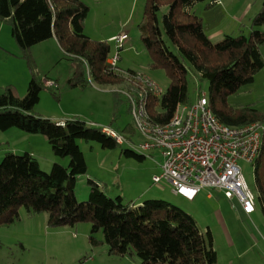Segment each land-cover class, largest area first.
<instances>
[{"label":"trees","instance_id":"1","mask_svg":"<svg viewBox=\"0 0 264 264\" xmlns=\"http://www.w3.org/2000/svg\"><path fill=\"white\" fill-rule=\"evenodd\" d=\"M203 0H148L144 19L139 26L142 42L152 59L151 67L164 69L170 85L161 98L151 97L148 113L154 123L168 124L179 104H193L189 99L188 75L196 74L209 83V105L218 120L239 127L264 124V112L252 106L235 108L228 103L231 95L255 82L264 68L261 47L264 45V2L252 20L250 36H226L213 43L204 24L192 8ZM167 7V12H161ZM90 8L82 0H0V20L12 25V37L29 64L31 80L27 93L20 98L13 86L0 93V130L12 128L44 136L55 156L69 158V166L55 163L44 172L31 153L7 152L0 162V225H11L20 219L19 208L29 213H47L48 225L74 227L91 223V242L98 244L102 233L109 253L135 254L139 264H218L211 231L204 233L196 219L178 206L164 200L150 199L139 205L125 204L121 196L106 194L101 184L89 180V199L80 202L76 184L87 174L88 166L78 140L97 141L104 148L120 145L104 128L79 118L65 121V126L34 113L44 84L35 75L31 48L56 38L61 48L74 58L71 87H85L90 78L103 86L123 87L125 76L118 66L108 64L111 46L94 41L84 34ZM132 74L135 71H128ZM118 89V88H116ZM121 134V131L117 130ZM128 140L131 137L123 134ZM122 153L145 159L132 149ZM256 163V180L264 211V181L260 160Z\"/></svg>","mask_w":264,"mask_h":264},{"label":"rangeland","instance_id":"2","mask_svg":"<svg viewBox=\"0 0 264 264\" xmlns=\"http://www.w3.org/2000/svg\"><path fill=\"white\" fill-rule=\"evenodd\" d=\"M90 8L84 24V34L94 41H107L111 46L109 57L118 51L110 37L127 32L129 39L125 50L119 54L117 63L121 71L145 74L165 93L170 78L164 69L151 67L152 59L146 50L139 26L143 22L148 0H82ZM264 0H203L192 8L201 18L205 32L213 43L226 36H250L252 20L261 11ZM165 7L161 12H167ZM1 26H4L1 29ZM264 31V26L260 28ZM264 59V45L261 47ZM35 75L43 84L52 79L57 86L44 84L40 102L34 113L54 121L79 118L98 127L121 131L135 143L141 142L134 124L131 108L125 96L116 93L118 86H103L90 78L85 87H71L74 58L67 54L57 39H49L31 48ZM0 82L17 83L18 95L23 98L31 80L29 64L23 51L12 37V25L0 20ZM9 63V64H8ZM21 63L27 69L29 81L22 76ZM13 67V69H12ZM27 78V75H26ZM189 99L196 102L202 93L209 95V83L190 72L188 75ZM4 88L0 87V93ZM235 107H249L264 112V68L257 73L255 82L244 86L228 98ZM84 153L88 170L78 178L76 196L80 202L87 201L90 194L89 180L101 184L110 197L121 196L125 204L139 205L150 200H164L191 214L200 229L208 230L214 239L218 264H264V211L259 200L256 180V163L240 162L250 189L257 197L256 213L250 220L243 219L236 203L215 189H204L193 201L175 195L165 181L155 184L154 176L162 174L164 159L160 152H135L144 155L138 160L122 153L129 145L114 149L104 148L97 141L78 140ZM7 152L17 155L33 153L41 169L50 173L55 163L69 166V158L57 157L48 140L16 128L0 130V162ZM33 155V156H34ZM264 181V156L260 160ZM213 197L209 198L208 194ZM20 219L11 225H0V264H139L135 254L125 256L109 253L102 243L103 234L97 233L98 244L91 242V223L83 222L74 227L48 225V214L29 213L19 208Z\"/></svg>","mask_w":264,"mask_h":264},{"label":"built area","instance_id":"3","mask_svg":"<svg viewBox=\"0 0 264 264\" xmlns=\"http://www.w3.org/2000/svg\"><path fill=\"white\" fill-rule=\"evenodd\" d=\"M128 39L127 32L111 39L118 53L109 58L108 64L115 69ZM119 72L126 83L115 91L128 100L141 142L136 146L115 129L104 128V132L133 151L137 147L141 152H160L164 162L162 174L153 177L155 184L165 181L176 195L189 201L204 189H215L234 201L245 216L253 215L257 197L246 182L240 162L253 164L259 158L264 124L232 127L221 123L206 93L193 104H179L168 124L154 123L148 113L149 99L161 98L163 90L143 73ZM46 86L53 87L55 83L46 81Z\"/></svg>","mask_w":264,"mask_h":264},{"label":"crops","instance_id":"4","mask_svg":"<svg viewBox=\"0 0 264 264\" xmlns=\"http://www.w3.org/2000/svg\"><path fill=\"white\" fill-rule=\"evenodd\" d=\"M3 27L4 26H1V29H3ZM116 35H114V36H112V37H110V39H112L113 37H115ZM53 39H55V38H53ZM9 64V63H8ZM0 65H2V62H0ZM12 69H13V67H12ZM21 71H22V76H23V79L25 80V82H26V84L28 83V81H29V77H28V74H27V69H25L24 68V66H23V64L21 63ZM26 75H27V78H26ZM50 80H52V79H50ZM57 84V83H56ZM8 85H11V86H13L14 88H15V90H16V93H17V95L19 94L18 93V89H17V83H15V82H11V81H4V82H0V87L1 88H5L6 86H8ZM19 96V95H18ZM56 122H59V123H61V122H65V120H57ZM32 155H34L33 153H31ZM35 156V155H34ZM175 194V193H174ZM211 194V193H210ZM208 194V197L209 198H212L213 197V195L211 194ZM176 195V194H175ZM179 196V195H178ZM179 197H182V196H179ZM182 198H184V197H182ZM185 199V198H184ZM187 200V199H186ZM189 201V200H188ZM141 204V203H140ZM238 212H239V214H240V216L243 218V219H246V220H250L251 218H252V216L256 213H254L253 215H251L250 217H247V216H245L242 212H240V210L238 209Z\"/></svg>","mask_w":264,"mask_h":264}]
</instances>
